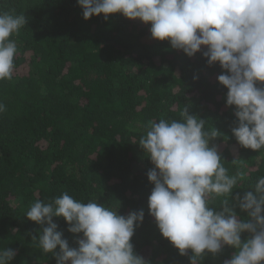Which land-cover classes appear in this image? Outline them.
<instances>
[{
  "label": "trees",
  "instance_id": "1",
  "mask_svg": "<svg viewBox=\"0 0 264 264\" xmlns=\"http://www.w3.org/2000/svg\"><path fill=\"white\" fill-rule=\"evenodd\" d=\"M0 10L26 18L11 37L13 77L0 81V249L15 251L10 264H56L33 241L46 225L26 212L36 200L48 203L65 192L118 215L143 210L131 238L134 253L147 264H190L191 250L181 256L149 214L154 164L139 145L151 122L181 120L185 107L205 121L206 132L219 133L209 146L229 175L242 174L229 202L238 219H248L233 197L254 191L264 176V148H244L233 136L235 106H226L228 90L217 79L228 73L207 63L206 46L188 57L152 39L151 25L138 19L120 13L83 19L76 0H0ZM222 199L212 202L215 210ZM53 222L78 248L83 234L69 232L63 217ZM251 235L241 233L242 242ZM234 254L225 245L205 253L201 264H224Z\"/></svg>",
  "mask_w": 264,
  "mask_h": 264
},
{
  "label": "clouds",
  "instance_id": "2",
  "mask_svg": "<svg viewBox=\"0 0 264 264\" xmlns=\"http://www.w3.org/2000/svg\"><path fill=\"white\" fill-rule=\"evenodd\" d=\"M83 19L120 13L127 19L150 24L151 38L167 40L188 57L201 51L209 65L219 63L228 74L217 77L227 88L226 106H235L238 124L232 129L237 142L254 151L264 148V0H76ZM26 24L24 15L0 10V81L11 80L17 45L11 39ZM5 107L0 104V112ZM181 120L151 122L139 145L154 168L148 198L149 214L162 235L179 252L191 250L190 264H201L205 253H219L227 245L235 254L224 264H264V176L254 191L233 197L246 212L240 220L229 196L242 174L229 175L216 147L209 141L219 133L204 130L205 121L185 107ZM158 170V171H157ZM223 197L220 210L212 202ZM26 217L46 225L33 237L56 264H147L133 250L134 228L143 210L127 216L96 201L81 202L67 192L45 203L36 200ZM54 217H63L71 233H82L78 248H70L57 231ZM251 233L242 242L241 233ZM59 248V252L55 250ZM16 253L0 249V264H10Z\"/></svg>",
  "mask_w": 264,
  "mask_h": 264
}]
</instances>
